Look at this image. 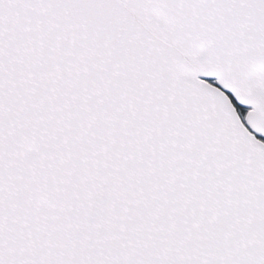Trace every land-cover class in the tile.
I'll list each match as a JSON object with an SVG mask.
<instances>
[{
    "label": "snow or ice",
    "instance_id": "6c2138e0",
    "mask_svg": "<svg viewBox=\"0 0 264 264\" xmlns=\"http://www.w3.org/2000/svg\"><path fill=\"white\" fill-rule=\"evenodd\" d=\"M0 264H264V0H0Z\"/></svg>",
    "mask_w": 264,
    "mask_h": 264
}]
</instances>
